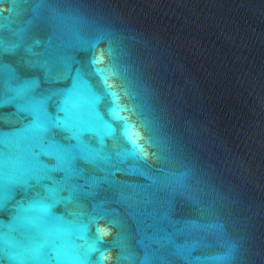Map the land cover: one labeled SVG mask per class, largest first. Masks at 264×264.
<instances>
[{"label":"water","instance_id":"obj_1","mask_svg":"<svg viewBox=\"0 0 264 264\" xmlns=\"http://www.w3.org/2000/svg\"><path fill=\"white\" fill-rule=\"evenodd\" d=\"M0 264H264V0H0Z\"/></svg>","mask_w":264,"mask_h":264},{"label":"snow or ice","instance_id":"obj_2","mask_svg":"<svg viewBox=\"0 0 264 264\" xmlns=\"http://www.w3.org/2000/svg\"><path fill=\"white\" fill-rule=\"evenodd\" d=\"M95 62H99V59H97L96 61H94V63H95ZM128 139H129V143L132 144V147H133L134 150L139 151V150L141 149V147H142L141 145H138V144H135V143L132 142V138H131V136H129ZM97 233H98V235H100V236H103V235L107 234V233H106V230L103 229V228H100V227L97 228ZM106 259H107V256H106L105 254L101 253L100 260H101V261H104V260H106Z\"/></svg>","mask_w":264,"mask_h":264}]
</instances>
